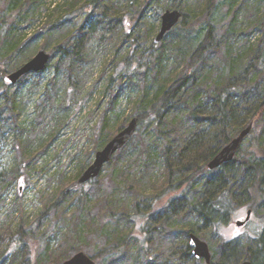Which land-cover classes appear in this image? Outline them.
<instances>
[{
    "label": "trees",
    "instance_id": "16d2710c",
    "mask_svg": "<svg viewBox=\"0 0 264 264\" xmlns=\"http://www.w3.org/2000/svg\"><path fill=\"white\" fill-rule=\"evenodd\" d=\"M27 2L12 0L11 13L2 20L5 28L11 20L15 23L19 11ZM217 3L218 0H203L200 2L202 5H198L200 13H182L179 23L166 34H173L178 25H181L182 31L196 24L204 23L206 26L201 41L189 48V54L181 62L165 70L160 58L152 79H148L147 72L143 71L142 90L136 103L138 109L129 119L137 117L139 125L130 141L104 166L111 171L105 177L102 171L88 182L89 186L84 187L77 178L88 166V154L75 180L63 183L60 200L66 199L69 193L71 199L78 203L73 217L69 218L72 228L65 227L70 229L69 232L63 229L66 233L60 245L63 249L55 256L57 264L84 250L85 245L72 239L73 235L82 241L87 235L88 238L98 239L111 224L114 231L107 237L108 243L100 253L93 255L97 263L100 256L124 249L123 258L113 260L110 264H207L193 255L189 245L190 234L199 232L197 226L200 223L210 224L214 229L209 230L210 233H217L218 228L228 222L237 207L242 205L237 200L244 197L251 203L264 195V99L254 107L247 103L253 87L264 79V58L244 59L241 54L227 52L224 57L220 56L221 62L217 61L216 55L222 52L212 23ZM76 4L77 0H74L67 14L85 10L87 16H92L95 11L101 10L103 17L98 19V23L104 25L106 30L117 29L119 40L134 44L135 40L128 30L135 24L125 21V14L119 9L114 11L112 19L108 18V11L112 9L108 0H86L78 9H75ZM86 34L83 24L75 40L60 47L72 60L70 75L80 71L79 47L84 43ZM161 42L157 43L154 38L152 47L156 48ZM27 43L22 37L12 38L8 50L10 53H20ZM5 63L0 62V100L5 101L0 106V137L7 133L9 127L12 130L22 128L15 92L12 91V85L15 84L7 79ZM123 67L130 73L142 70L143 65L134 69L132 63H125ZM35 74L30 73L22 78ZM118 97V94H112L100 119L97 136L99 146L105 145L129 122L120 121L119 117L112 122L109 116L116 109ZM241 114L245 116L239 119L243 117ZM235 121L239 125L232 130ZM251 121H254V127L246 138L250 141V149L243 152V143L233 162L214 170L209 169V161ZM19 145L22 146L19 150L23 155L27 145L21 140ZM236 167L244 172L242 179H245V174L247 176L248 181L244 186L232 172ZM25 169L23 163L18 164L0 183V194L9 189L13 181L21 180ZM228 170H231L232 175L225 173ZM99 202L102 203L101 207ZM147 202L154 207L153 215L163 212L170 218L172 211L177 217L175 230L158 229L160 233L153 261L147 260L148 240L144 234L149 219L145 211ZM86 208L90 210L89 219H86L85 214L82 215ZM155 218L160 222L159 216ZM41 220L38 218L29 228L27 222H21L18 231L11 234L10 248L0 254V264H39L41 249L35 246L34 254L31 252L32 245L45 234L39 236L38 225ZM139 229L143 230L142 235L135 233ZM208 237L205 238L210 240ZM256 241L255 249L250 248L240 255L233 240L222 238L220 253L223 260L216 261L214 254L210 264H227L229 259H232L233 264H239L242 256L252 260L253 264H264L262 233ZM55 257L52 259L55 260Z\"/></svg>",
    "mask_w": 264,
    "mask_h": 264
},
{
    "label": "rangeland",
    "instance_id": "374dc122",
    "mask_svg": "<svg viewBox=\"0 0 264 264\" xmlns=\"http://www.w3.org/2000/svg\"><path fill=\"white\" fill-rule=\"evenodd\" d=\"M73 1L28 0L27 4L21 7L18 17L14 18L15 23L11 20L5 28L2 20L11 13L12 0H0V62H6L8 74L31 59L40 49L51 54L49 66L44 71L21 78L12 85L22 128L12 130V127H9L7 133L0 137V183L18 164L23 163L26 167L23 178L13 181L9 189L0 194V254L10 248L11 234L18 231L21 222H27L29 228L41 218L38 225L41 233L39 236L45 234L39 242L32 245L31 252L33 255L35 246L41 249L39 264L58 263L55 256L63 249L60 245L65 238L64 230L70 231L65 227L73 226L69 218L73 217L78 203L71 199L69 193H66V199L60 200V190L64 182L75 180L83 159L88 154L87 165H90L96 152L103 148L104 145L99 146L97 142L99 122L112 94L119 95L116 109L109 114L112 122L117 117L120 121H129L138 109L136 103L142 90L143 71L147 72L148 79H152L160 58L165 70L181 62L183 57L189 54V48L196 46L206 31L204 23L186 28V31H182L181 25H178L173 34L166 35L156 48L152 47L160 28L161 16L166 10L179 9L182 13H200L198 5H202L200 2L203 0H108L112 8L108 11V18L112 19L114 11L119 9L125 14V21L135 24L128 30L135 40L134 44L119 40L117 29L106 30L104 25L98 23V19L103 17L101 10L95 11L92 16H87L85 10L67 14ZM83 1L77 0L75 9H78ZM212 23L216 38L222 47L220 55H216L217 61L221 62L220 56L224 57L227 52L233 55L241 54L244 59L264 58V0H218ZM83 24L87 34L84 43L79 47L80 71L70 75L69 65L72 60L60 47L70 40H75L74 37ZM16 37H22L28 45L20 53H10V40ZM125 63H132L134 69L139 65H143V68L129 73L123 67ZM255 79L257 80V77ZM246 83L248 84L249 80ZM262 99L264 79L260 80L258 86L253 87L247 103L254 107ZM4 102L0 100V106ZM242 114L243 117L239 119L244 118L245 115ZM238 125L235 121L232 130L237 129ZM19 140L27 145L23 155L19 150L22 147ZM242 149L243 152L250 149L249 140L244 142ZM102 171L105 177L111 169L104 167ZM230 171L225 173L232 175ZM232 172L236 178L242 180H239V183L244 186L248 180L246 174L245 179H242V169L236 167ZM156 174L158 176L159 171ZM89 185L86 183L83 186ZM237 201L242 205L237 207L228 222L218 228L217 233H210L209 230H214L212 226L202 223L197 226L199 232H194L209 244L212 259L216 254V261L223 260L220 253L222 238L233 240L242 255L248 249L256 248V239L261 233L264 236V195L251 203L244 197ZM98 204L101 207L102 203ZM249 208L252 209L250 220L245 226H237L236 222L246 217ZM88 209L82 213L86 219L90 217ZM145 211L148 215V202ZM170 214L171 219L165 214L160 215L159 218L164 216L160 222H156L157 219H148L145 233L140 229L135 232L138 235L144 233L148 240V261H153L156 256L157 236L160 233L158 229L175 230L177 217L172 211ZM112 231L114 230L111 224L106 233L99 235L98 239H91V236L88 238V235L83 241L76 235H73L72 239L77 240L80 245L84 244L83 251L93 257L108 243L107 237ZM204 236H209L210 240ZM124 252L122 249L118 253L100 256L98 263L95 259L96 264L118 261L123 258ZM245 259L242 256L239 264ZM227 264H233L232 259H229Z\"/></svg>",
    "mask_w": 264,
    "mask_h": 264
},
{
    "label": "water",
    "instance_id": "95a60500",
    "mask_svg": "<svg viewBox=\"0 0 264 264\" xmlns=\"http://www.w3.org/2000/svg\"><path fill=\"white\" fill-rule=\"evenodd\" d=\"M182 18V12L179 9L166 10L161 16L160 28L155 36L157 43L161 42L166 34L176 26ZM51 54L44 49H40L37 53L21 65L16 70L7 75V79L11 84H16L22 77L30 73L42 72L47 68ZM139 125L137 117H133L125 126L119 129L103 146L96 152L93 162L88 165L80 174L78 182L86 184L92 179L98 177L104 166L109 163L113 156L122 149L136 133ZM254 127V121H251L240 132L226 143L220 151L209 161L208 168L217 169L222 165H227L234 161L242 144L251 133ZM252 209L247 210V215L243 220L236 222L237 226L245 225L251 218ZM189 245L192 248L193 255L197 259H204L207 264L212 261V253L209 244L201 239L196 233L190 234ZM63 264H96L95 259L84 251L73 254ZM241 264H253L252 260L245 259Z\"/></svg>",
    "mask_w": 264,
    "mask_h": 264
},
{
    "label": "flooded vegetation",
    "instance_id": "af4514ba",
    "mask_svg": "<svg viewBox=\"0 0 264 264\" xmlns=\"http://www.w3.org/2000/svg\"><path fill=\"white\" fill-rule=\"evenodd\" d=\"M152 209H154V207H152V206H149V220L150 221H153V220H156V218H155V214L153 215L152 214ZM163 214V212H160L158 215L156 214V217L157 216H159L160 217V215H162ZM162 218H164V216H161ZM162 218H160V221L162 220ZM169 219H171V217L169 218ZM168 219V220H169ZM156 222H157V220H156ZM243 226H245V225H243Z\"/></svg>",
    "mask_w": 264,
    "mask_h": 264
}]
</instances>
